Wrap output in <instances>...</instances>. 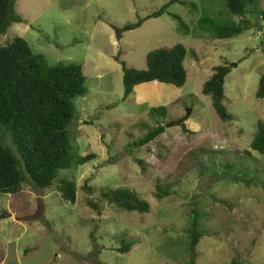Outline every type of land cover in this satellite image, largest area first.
Wrapping results in <instances>:
<instances>
[{"label":"rangeland","instance_id":"rangeland-1","mask_svg":"<svg viewBox=\"0 0 264 264\" xmlns=\"http://www.w3.org/2000/svg\"><path fill=\"white\" fill-rule=\"evenodd\" d=\"M167 2L16 1L23 21L12 23L0 44L23 37L50 64L83 65L88 92L75 100L68 135L72 152L96 158L61 169L50 187L0 192V264H264V156L253 152L258 161H251L247 154L264 122V98L257 96L264 72L260 2L248 6L252 25L238 37L220 40L198 25L202 15L226 18L225 0H181L117 39L116 27H129ZM233 19L239 23L241 16ZM180 43L188 49L186 84L144 83L124 99V71L115 56L145 69L149 52ZM222 64L232 69L227 121L203 91ZM159 107L166 109L151 114ZM186 117L187 128L169 127L145 146L133 144L158 124ZM62 178L76 182V203L63 198ZM116 188L137 193L151 209L122 211L98 200L102 189ZM194 228L201 234L197 245L190 239ZM126 244L130 250L121 251Z\"/></svg>","mask_w":264,"mask_h":264},{"label":"trees","instance_id":"trees-1","mask_svg":"<svg viewBox=\"0 0 264 264\" xmlns=\"http://www.w3.org/2000/svg\"><path fill=\"white\" fill-rule=\"evenodd\" d=\"M17 0H0V35L7 32L14 22L23 18L16 12ZM181 0H169L160 9L148 14L144 19L129 25V29L142 26L145 20L157 18L168 12L170 5ZM261 0H225L228 9L223 19L202 15L198 19L201 30L212 34L217 39L238 37L251 28L249 18L250 4ZM264 2V1H263ZM261 13L264 18V4ZM240 15L236 23L233 15ZM175 18L182 21L179 15ZM188 49L182 43L173 48H159L148 53L147 67L138 69L128 67L120 54L115 56L124 71V99L128 98L138 85L160 82L182 87L186 84L188 73L184 62ZM232 71L229 64L215 66L214 73L204 84V93L212 97L216 112L224 121L232 119L224 105L226 77ZM88 92L84 67L80 63L50 64L42 53H36L23 37H15L11 42L0 44V192L16 194L23 190V185L30 184L47 188L54 184L61 169L77 168L96 158L95 154L77 156L71 151L69 126L76 114L75 100ZM259 98H264V72L261 76ZM152 108L151 114L158 109ZM188 118H185V121ZM185 121L181 124L187 128ZM166 131V126L158 124L133 144L137 147L156 140ZM11 137L12 146L6 142ZM248 151L251 161H258L253 152L264 156V122L258 125V132ZM249 159V160H250ZM142 168L144 160L136 157ZM60 191L65 200L76 203L77 184L68 178H62ZM170 187V186H169ZM161 187L158 185L159 191ZM93 191L92 187H90ZM170 194V189L158 193L160 197ZM106 199L116 204L122 211L148 212L151 204L141 199L137 193L124 188L106 189L100 192L98 200ZM89 205L98 213L99 203L89 200ZM191 243L197 245L201 239L194 228L190 235ZM131 245V244H130ZM124 245L120 250H130ZM230 264H241L234 260Z\"/></svg>","mask_w":264,"mask_h":264},{"label":"water","instance_id":"water-1","mask_svg":"<svg viewBox=\"0 0 264 264\" xmlns=\"http://www.w3.org/2000/svg\"><path fill=\"white\" fill-rule=\"evenodd\" d=\"M129 27H116L115 31H116V35H117V39L121 40L123 38L124 32L128 29ZM191 113V110L189 111V115ZM188 118V117H187ZM185 121V119H179L176 121H172L170 123H168L166 125V128L169 127H173V126H180L183 122Z\"/></svg>","mask_w":264,"mask_h":264},{"label":"clouds","instance_id":"clouds-1","mask_svg":"<svg viewBox=\"0 0 264 264\" xmlns=\"http://www.w3.org/2000/svg\"><path fill=\"white\" fill-rule=\"evenodd\" d=\"M185 119V118H184Z\"/></svg>","mask_w":264,"mask_h":264}]
</instances>
